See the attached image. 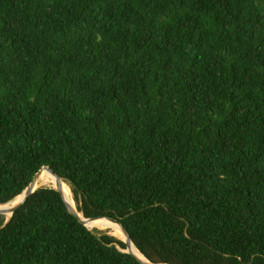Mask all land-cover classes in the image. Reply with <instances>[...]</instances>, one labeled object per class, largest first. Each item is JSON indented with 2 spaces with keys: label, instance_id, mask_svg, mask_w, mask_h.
<instances>
[{
  "label": "trees",
  "instance_id": "1",
  "mask_svg": "<svg viewBox=\"0 0 264 264\" xmlns=\"http://www.w3.org/2000/svg\"><path fill=\"white\" fill-rule=\"evenodd\" d=\"M43 167L150 263L264 264V0H0V205ZM5 221L0 264H141L54 188Z\"/></svg>",
  "mask_w": 264,
  "mask_h": 264
},
{
  "label": "water",
  "instance_id": "2",
  "mask_svg": "<svg viewBox=\"0 0 264 264\" xmlns=\"http://www.w3.org/2000/svg\"><path fill=\"white\" fill-rule=\"evenodd\" d=\"M43 171H46L48 173H50L52 176L55 177L56 179V187L54 188L55 190H57V192L60 194L62 200L64 201L65 205H66V208L68 210V212L74 216L75 218L78 219V221L84 225L86 228H87V225H86V222L88 221H94V220H99V219H104V220H107L108 222H110L111 224L117 226L123 236H124V239H121L125 245H126V250L124 251L125 253L131 255L132 257H134L139 263L141 264H153V263H150L149 261H147V259L138 251V249L135 247V245L132 243L131 241V238L128 234V232L126 231V229L124 228V226L122 225V223L119 221V220H116V219H112V218H91V219H87L85 217L81 218L79 213L77 212V210L73 209L72 207H70L64 197V194H63V188H62V182H64V180L62 178H60L54 171H52L50 168L48 167H43L33 178V180L31 181V183L26 187V189L22 192V194L20 196H18L17 198H15L14 200L6 203V204H3V205H0V215H3V216H7V215H10V218L12 217V215L19 209L21 208L25 203L26 201L28 200V198L37 190L36 189V185L37 183L40 181V178H41V174ZM12 203V206H10L9 208H1L2 206L4 205H7L9 203ZM9 218V219H10ZM8 220L5 221V223H7ZM91 231V230H90ZM110 235V234H109ZM134 245V247L136 248V250L142 255V258H138L131 250V245ZM157 264H164V263H157Z\"/></svg>",
  "mask_w": 264,
  "mask_h": 264
},
{
  "label": "bare ground",
  "instance_id": "3",
  "mask_svg": "<svg viewBox=\"0 0 264 264\" xmlns=\"http://www.w3.org/2000/svg\"><path fill=\"white\" fill-rule=\"evenodd\" d=\"M41 176H47V177L40 179V181L36 185V189L43 188V187H48V188L56 187V179L50 173L43 171ZM62 188H63L64 197L68 205L72 207L73 209L77 210V206L73 199V195H72L69 185L66 182H62ZM12 203L13 202L7 205H4L1 208H9L10 206H12ZM79 215L81 218H83L82 214L79 213ZM5 218L6 220H8L10 218V215H7ZM86 225H87V228L91 231L99 230L102 232H109L112 236H115L119 239H124V236L121 230L117 226L108 222L107 220L99 219V220H94V221H88L86 222ZM131 250L138 258H142V255L136 250L133 244L131 245Z\"/></svg>",
  "mask_w": 264,
  "mask_h": 264
},
{
  "label": "rangeland",
  "instance_id": "4",
  "mask_svg": "<svg viewBox=\"0 0 264 264\" xmlns=\"http://www.w3.org/2000/svg\"><path fill=\"white\" fill-rule=\"evenodd\" d=\"M109 233V232H108ZM110 234V233H109ZM111 235V234H110Z\"/></svg>",
  "mask_w": 264,
  "mask_h": 264
}]
</instances>
